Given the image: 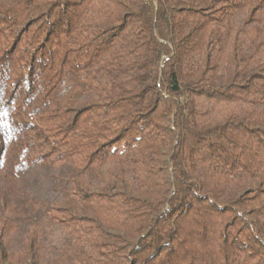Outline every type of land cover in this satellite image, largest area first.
I'll list each match as a JSON object with an SVG mask.
<instances>
[{
    "label": "trees",
    "instance_id": "16d2710c",
    "mask_svg": "<svg viewBox=\"0 0 264 264\" xmlns=\"http://www.w3.org/2000/svg\"><path fill=\"white\" fill-rule=\"evenodd\" d=\"M0 264H264V0H0Z\"/></svg>",
    "mask_w": 264,
    "mask_h": 264
}]
</instances>
